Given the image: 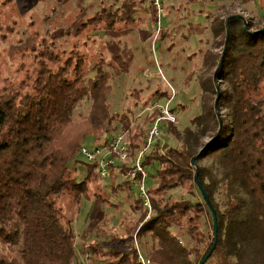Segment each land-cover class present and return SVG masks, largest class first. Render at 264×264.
I'll use <instances>...</instances> for the list:
<instances>
[{"label": "trees", "instance_id": "trees-1", "mask_svg": "<svg viewBox=\"0 0 264 264\" xmlns=\"http://www.w3.org/2000/svg\"><path fill=\"white\" fill-rule=\"evenodd\" d=\"M119 1L117 8L101 4L90 19L95 31L134 23L138 7L146 2ZM213 25L215 39L225 32L211 81L224 85L216 113L205 111L191 128L174 130L180 147L167 148L158 140L147 151L144 165H158L156 185L148 189L156 215L122 236L106 231L105 222L91 223L95 236L85 251L90 264H140L134 236L141 242L146 234L151 241L140 244L152 264H201L215 244L212 209L216 247L205 264H264V26L254 29L241 16L216 19ZM54 42L43 40L36 50L42 60L35 76L28 77L31 89L0 94V264H80L73 219L61 199L86 196L108 202L101 188L94 187L101 181L111 180L113 195L126 190L134 212L148 213L139 195L131 201L135 188L122 178L124 165L111 166V177L105 180L97 163L77 160L83 141L93 137L95 144L102 142L118 130L122 117L127 123L129 117L111 115L112 87L104 69H87L88 55H67ZM200 82L208 92L209 81ZM85 99L90 104L86 114L77 111ZM222 111L225 118L218 117ZM159 116L157 111L148 117V127ZM163 127L170 131L174 125L165 121ZM148 131L137 143L131 128L118 133L125 136L131 157L145 146ZM211 131L216 132L203 144ZM112 138L96 147L108 146ZM73 163L85 167L83 180ZM187 183L193 190L172 196ZM205 212L212 218L207 232Z\"/></svg>", "mask_w": 264, "mask_h": 264}, {"label": "rangeland", "instance_id": "rangeland-1", "mask_svg": "<svg viewBox=\"0 0 264 264\" xmlns=\"http://www.w3.org/2000/svg\"><path fill=\"white\" fill-rule=\"evenodd\" d=\"M162 1L164 13L160 18L151 6V0H146L144 6L138 7L134 23H119L111 32H97L90 19L100 10L101 4L107 7L112 4L117 8L119 0H0V94L19 87L24 91L31 89L28 77L35 76L42 60L36 50L43 40H53L60 50L66 49L67 55L70 52L88 55L87 69L98 65L104 69L112 87L110 113L119 117L126 114L131 123L122 117L124 122L118 124V130L104 136L102 142L95 144V139L90 137L82 143L90 147L100 146L118 133H126L125 129L129 128L134 141L140 142L153 123L148 127L151 119L147 118L155 116L157 111L161 115V109L168 105L176 123L171 122L174 127L170 131L163 127L159 140L164 147H180L172 132L182 133L191 128L193 120L205 111L215 114L219 90L224 88L223 84L211 82L225 37L222 31L215 39L213 21L241 16L253 24L254 29L261 28L264 26V0ZM201 80L209 81L206 93ZM89 107L85 99L77 111L86 114ZM226 115L222 111L218 117L225 118ZM215 132L208 133L203 144L210 141ZM103 153L107 155L108 151ZM77 160L86 163L81 155ZM74 167H77L78 180H83L85 167L73 163ZM146 170L149 176L147 187L154 189L157 163L147 166ZM110 183L111 180L101 181L94 186L101 188L108 202L94 197L81 196L75 200L68 195L62 196L60 205L67 217L73 219L79 261L86 258L87 245L94 240L92 229L95 223L101 225L105 222L107 226L103 228L106 231L122 236L129 230L136 232L145 220L156 215L155 211L149 210L146 214L134 212L127 199L129 193L125 190L113 195ZM188 190H193L190 183L171 194L180 198ZM132 192L131 201H135L138 191L133 189ZM205 215L203 224L207 232L212 229V218L207 212ZM151 236L146 234L141 242L134 236L135 244L145 257L146 252L140 243L146 239L151 241Z\"/></svg>", "mask_w": 264, "mask_h": 264}, {"label": "built area", "instance_id": "built-area-1", "mask_svg": "<svg viewBox=\"0 0 264 264\" xmlns=\"http://www.w3.org/2000/svg\"><path fill=\"white\" fill-rule=\"evenodd\" d=\"M151 3L160 18L164 13L163 1L151 0ZM165 121L176 123V117L172 114L168 105L166 108L161 109V115L155 119L146 135L145 146L134 157H131L129 154V147L123 134L113 137L106 147L99 148L83 145L80 150V155L85 161L97 163V172L102 179L106 180L111 177V166L117 164L124 165L126 172L122 174L123 180L129 182L130 185L137 189L139 198L150 212L152 211V206L146 184L148 173L146 170L147 166L144 165L143 161L147 151L159 140L162 124ZM104 151H108V154L104 155ZM138 260L140 264H152L150 259L142 255L139 248ZM80 264H90L88 255Z\"/></svg>", "mask_w": 264, "mask_h": 264}, {"label": "water", "instance_id": "water-1", "mask_svg": "<svg viewBox=\"0 0 264 264\" xmlns=\"http://www.w3.org/2000/svg\"><path fill=\"white\" fill-rule=\"evenodd\" d=\"M229 22V21H228ZM227 28H228V25H227ZM201 188V187H200ZM203 194H204V197L206 199V201L208 202V197L207 195L205 194V192L202 190ZM212 213H213V218H214V229H215V244L212 248V250L209 252V254L205 257V259L202 261L201 264H205L206 261L208 260V258L210 257V255L212 254V252L214 251L215 247H216V239H217V217H216V214H215V211L212 209Z\"/></svg>", "mask_w": 264, "mask_h": 264}]
</instances>
